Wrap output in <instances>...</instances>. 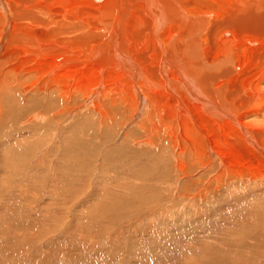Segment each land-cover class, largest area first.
Here are the masks:
<instances>
[{"label": "bare ground", "instance_id": "bare-ground-1", "mask_svg": "<svg viewBox=\"0 0 264 264\" xmlns=\"http://www.w3.org/2000/svg\"><path fill=\"white\" fill-rule=\"evenodd\" d=\"M68 138L165 187L149 218L227 201L264 222V0H0V164L55 171Z\"/></svg>", "mask_w": 264, "mask_h": 264}, {"label": "rangeland", "instance_id": "rangeland-1", "mask_svg": "<svg viewBox=\"0 0 264 264\" xmlns=\"http://www.w3.org/2000/svg\"><path fill=\"white\" fill-rule=\"evenodd\" d=\"M21 138L9 146L25 150ZM76 141L68 138L73 155L60 156L54 173L0 164V264H264V222L256 209L243 215L222 201L223 206L201 208L208 211L201 216L174 200V216L156 211L149 218L150 208L167 202L166 188L135 184L132 177L133 183L127 182L128 176L111 166L108 172L96 170L88 153L97 154L101 146L91 143L94 149L87 150Z\"/></svg>", "mask_w": 264, "mask_h": 264}]
</instances>
